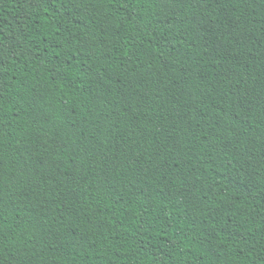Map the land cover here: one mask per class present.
<instances>
[{"label": "trees", "instance_id": "16d2710c", "mask_svg": "<svg viewBox=\"0 0 264 264\" xmlns=\"http://www.w3.org/2000/svg\"><path fill=\"white\" fill-rule=\"evenodd\" d=\"M0 264H264V0H0Z\"/></svg>", "mask_w": 264, "mask_h": 264}]
</instances>
